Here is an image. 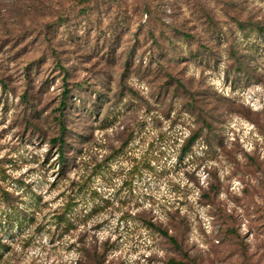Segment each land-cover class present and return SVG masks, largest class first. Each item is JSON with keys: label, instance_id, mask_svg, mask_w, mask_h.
<instances>
[{"label": "rangeland", "instance_id": "rangeland-1", "mask_svg": "<svg viewBox=\"0 0 264 264\" xmlns=\"http://www.w3.org/2000/svg\"><path fill=\"white\" fill-rule=\"evenodd\" d=\"M0 264H264V0H0Z\"/></svg>", "mask_w": 264, "mask_h": 264}, {"label": "trees", "instance_id": "trees-1", "mask_svg": "<svg viewBox=\"0 0 264 264\" xmlns=\"http://www.w3.org/2000/svg\"><path fill=\"white\" fill-rule=\"evenodd\" d=\"M69 95V87L67 86V83L65 84V88L63 91V95H62V100H61V106H65L66 105V99ZM66 131V126L63 123V121H61V132L60 135L57 138H53V142H57V140H59L61 143H63L65 141L64 138V133ZM197 135H194L190 138L189 144H192L193 142H195V140L197 139ZM60 150L62 151L63 148H60ZM161 233L164 234L173 244L174 246L180 250L183 251V246L181 245V243L179 242V240L172 234L169 233V231H166L164 229L159 228Z\"/></svg>", "mask_w": 264, "mask_h": 264}]
</instances>
